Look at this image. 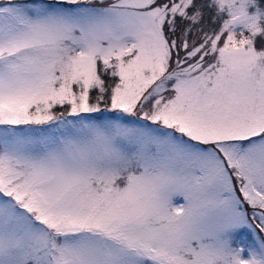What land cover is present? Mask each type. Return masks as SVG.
<instances>
[{
    "label": "snow or ice",
    "instance_id": "6c2138e0",
    "mask_svg": "<svg viewBox=\"0 0 264 264\" xmlns=\"http://www.w3.org/2000/svg\"><path fill=\"white\" fill-rule=\"evenodd\" d=\"M0 264H264V0H0Z\"/></svg>",
    "mask_w": 264,
    "mask_h": 264
}]
</instances>
